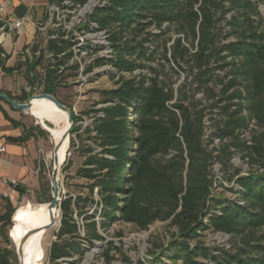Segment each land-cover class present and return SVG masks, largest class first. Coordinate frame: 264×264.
Segmentation results:
<instances>
[{
  "label": "trees",
  "instance_id": "1",
  "mask_svg": "<svg viewBox=\"0 0 264 264\" xmlns=\"http://www.w3.org/2000/svg\"><path fill=\"white\" fill-rule=\"evenodd\" d=\"M56 1L63 0H48L49 3ZM75 1L82 3L84 0ZM223 1L106 0L104 5L93 9L87 24L82 27L88 29L89 23H94L96 30L108 32L113 56L97 58L94 63L101 65L107 62L119 73H131L143 68L144 65L136 62L137 59L153 60V54H147L141 43L133 44L132 39L120 41L127 35L126 32L134 27L151 25L161 32L164 24L168 28L176 24V32L183 34L188 42V46H185L179 36L175 37L170 49L164 45V59L172 61L179 68L180 62L189 64L190 71L196 70L195 79L200 87L209 89L206 84L212 70L228 68L219 80L221 97L214 104L226 116L223 126L218 128V137L231 140L225 149L235 146L245 152L250 163L260 164L257 170L244 175L239 174L238 169L234 171L239 199L217 198L211 192L209 169L217 156L203 146L200 119L191 115L188 105L175 98L173 89L160 84L156 76L120 75L114 88L101 90L102 102L107 104L90 111L93 121L86 127L85 133L93 141L94 147L82 150L85 159L76 172L77 176L86 179L87 192L76 195L74 199L69 195L61 197L58 204L59 225L56 239L49 247L48 264H62L69 262L68 259L74 255L82 256L81 242L92 247L96 241L105 240L97 230L94 216L85 214L87 204L100 205L103 223L120 220L144 230L156 220L168 221L169 226L176 229L177 235L172 234L168 241V249L173 250L169 258L181 260L183 264H200L194 257L208 255L206 248L190 245V241L202 229L210 227L214 231L237 236L264 226V131L260 138L251 135L250 141L239 138L251 119L255 120L256 126L264 129V27L257 31L253 25L248 14L254 12L255 7L250 0H225L227 7ZM227 11L236 12L228 21L235 39L219 44L217 40L221 30L216 27V15ZM244 11H247V24L241 26L243 21L239 20L237 13ZM147 35L157 36L158 33L149 32ZM77 41L58 34L55 38H49L42 49L37 44L33 46L34 52L39 49V55L31 63L24 62L12 67L5 65L7 55L0 46V71L11 73L25 64L26 80L30 83L29 73L43 61L49 60L46 85L42 91L55 96L57 79L61 77L57 73L58 66L68 62L72 56L71 47ZM45 51L52 54V61L44 58ZM227 57L229 61H225ZM217 62L220 63L209 66ZM51 65L53 68H50ZM90 69L88 65L85 72ZM0 92L20 102L27 98L24 91L16 97L2 89ZM0 111L12 127L22 128L19 136L5 137L11 143L22 145L35 137L34 131L45 133L39 127L26 125L8 116L1 105ZM72 118L76 123L80 116L73 113ZM77 130V127H73L71 132ZM72 144L73 139L70 138ZM158 154L170 155L165 166L153 162ZM95 188L97 199L93 195ZM13 189L19 195L26 191V187L20 183ZM50 199L49 194L37 202L47 203ZM3 201L0 236L5 246L0 247V264H17L15 251L8 247L11 241L7 234L15 208L9 197L4 196ZM214 203L217 204L216 212H210ZM74 210L82 216L83 236H80L78 222L72 216ZM94 210L97 211V208ZM106 243L108 246L102 256L106 264H111L109 253L115 246L111 241ZM252 248L264 256V245L257 244ZM199 250L201 252L198 253ZM247 253L241 249L240 254L228 256ZM150 254L155 255L154 252ZM234 261L252 264L238 257ZM257 264H264V260Z\"/></svg>",
  "mask_w": 264,
  "mask_h": 264
},
{
  "label": "rangeland",
  "instance_id": "2",
  "mask_svg": "<svg viewBox=\"0 0 264 264\" xmlns=\"http://www.w3.org/2000/svg\"><path fill=\"white\" fill-rule=\"evenodd\" d=\"M17 1L23 7L30 6L29 12L32 15L33 21L35 23L42 22L44 34L53 33L57 36L58 34H63V38L68 39L81 37L88 41L86 46L91 49L88 51L90 53L88 56L78 54L73 60H71L72 58L68 60L55 86V97L61 103L70 106L74 114L80 116V119L72 126V128L77 127L78 130L70 133L68 155L59 170L58 202L64 195L72 196L74 199L76 195H83L87 192L85 186L87 183L86 179L77 176L76 172L85 159L84 155L81 154L82 150L87 147H94L93 141L88 139V134L85 133V129L93 121V113L90 111L107 104L102 102L103 96L101 90L114 88L120 75L130 77L138 74L146 78L156 76L160 84L164 85L167 89H173L175 98L180 99L181 102L189 106L190 113L193 117L200 119L203 134L202 144L207 150L213 152V156H217L213 158V163L209 169V177L212 180L211 192L217 198H224L231 201L239 199L237 193L239 187L234 182V171L238 169L239 174L244 175L252 170H257L260 164L259 162L250 163L245 152L235 146H229L228 149H225V145L229 144L231 140L228 138L220 139L218 137V128L223 126L226 116L214 104L215 100L221 97V84L219 80L224 77L228 68L224 70H212L209 73L210 80L206 84L209 89L200 87L195 79L196 70L190 71L189 64L180 62L181 68H179L172 61H166L164 59L163 47L166 45L170 49L175 37L179 36L182 44L188 46L184 35L176 32V24L169 28L167 24H164L161 32L153 25L134 27V29L126 32L127 35L121 38L120 41L123 42L126 39H132L133 44L141 43L142 47L146 49L147 54H153V60L137 59L136 62L143 64V68H137L131 73H119L107 62L101 65L94 63L97 58H109L113 56L112 47L108 41V32L96 30L94 23H89L90 27L88 29L82 27L87 24L89 14L93 9L97 6L104 5L106 0H84L82 3L76 2L75 0H63L53 3H49L48 0ZM250 1L255 7V11L250 12L248 15L253 20V25L257 31H260L264 27V15L259 13L258 7L264 6V0ZM223 5L227 7V1L224 0ZM10 12H12V9ZM235 14V11H227L224 14L217 13L216 27L221 30L217 40L219 44L235 39L234 33H231L232 29L228 25L231 16ZM237 15L240 17L239 20L243 21L240 25L246 26L245 18L247 17V11L237 13ZM21 31L22 35L19 39L18 49L16 50H20L25 45V41H30L32 37L38 41L41 47L45 45L44 36H42V33H35L33 26L23 25ZM149 32L158 33V35L148 36L147 33ZM145 38H148V40H144ZM169 55L170 50L167 52L168 57ZM229 60L230 58L227 57L225 61ZM78 61L86 65L90 64L91 66L89 73L85 77L86 83L81 87H78V83L76 85L70 83V80L77 74L75 65L78 64ZM49 62V60L43 61L33 71L34 86L36 89H41V91L46 85V66ZM218 63L220 62L215 64L211 63L209 66L213 67ZM23 76L27 82L26 72L23 73ZM227 78H224V81ZM241 81L244 80L241 78ZM21 85L22 81L19 78L0 73V87L6 90H19ZM19 111L20 113L17 116H19L20 120L24 121V124L37 125L45 133L39 135L41 143L36 147L43 150L40 149L42 153H40V150L38 151V159L34 164V167L39 164V171L34 173V175L32 174L29 179L23 181L24 184L28 185L23 195L18 194L14 198L9 196L15 209L26 203L36 205L39 203L37 202L38 199H43L49 194L51 195L53 191L51 184V165L47 157L49 152L53 150L51 136L38 123L35 117L28 113L29 111ZM243 114L246 115L247 113L244 112ZM263 131L264 129L256 126L255 120L251 119L248 128L242 131L239 138L240 140L250 141L251 135L260 138V134ZM70 138L73 139L72 145H70ZM94 150L98 151V149ZM169 156L168 154H158L153 159V162L157 165L165 166ZM68 160L69 163H67ZM46 183L48 186H46ZM93 195L97 199L96 188L93 191ZM2 196L4 197L0 192V211L3 210L4 206ZM80 204L82 205V203ZM216 205L214 203L210 207V212H216ZM95 208H97V211L94 210ZM85 210L87 211L85 214L94 216L93 219L96 220L97 230L104 236L105 240L96 241L92 247H89L85 242H81V248L84 254L82 256L74 255L68 259L69 262L65 261L62 264H106L102 253L108 246L107 241H111L113 246H115L109 253L112 257L111 264H183L181 260L174 261L169 258L172 256L173 250L168 249V241L172 238V234L176 235V229L169 226L168 221L156 220L149 224L147 229L139 230L135 225L120 220H111L109 223H103L100 215V205L87 204ZM72 216L78 222L80 236H83L84 225L81 221L82 216H79L77 210H74ZM59 219L60 209L58 208L55 225L44 233L42 242L44 257L39 264H48V251L50 244L56 239L55 233L58 229ZM205 221L207 220L205 219ZM10 227L7 228L8 237ZM257 244L264 245V226L252 231H245L237 236L214 231L209 227L198 231V236L190 241L191 247L198 245V247L206 248L207 256L198 255L194 257L200 264H240L234 261V258L237 257L252 264L260 263V261L264 260V256L252 248V246ZM3 246H5V243L0 236V247ZM8 247L15 251L12 241ZM241 249L246 250L248 253L246 255L241 254L242 256H228L240 254ZM150 252H154L155 255L152 256Z\"/></svg>",
  "mask_w": 264,
  "mask_h": 264
},
{
  "label": "crops",
  "instance_id": "3",
  "mask_svg": "<svg viewBox=\"0 0 264 264\" xmlns=\"http://www.w3.org/2000/svg\"><path fill=\"white\" fill-rule=\"evenodd\" d=\"M4 1L6 3V8L4 11L5 16H8L11 19L12 18L17 19L25 14L31 15L29 12L30 6L23 7L18 3L17 0H4ZM11 9L12 12H10ZM11 15L13 16L11 17ZM21 35H22V31L20 30V34L15 35L12 38H6L1 40L0 46L3 48L5 54L7 55V59L5 60L6 66L12 67L20 63H24L20 55L22 48L20 50H16L18 49L19 39ZM28 42L29 41H25V44H27ZM25 71H26L25 64L24 65L22 64L18 69L12 71L11 73H4L0 71V73L2 74L11 75L12 77L19 78L22 81V85L20 86L19 90H6L3 87H0V89L8 92L12 97L21 95L23 93V86L26 83L23 76V73ZM28 97L29 95L27 94V98ZM16 101L20 102L18 100ZM0 105L8 116L16 120H20L19 116H17L20 113L19 111L20 109L14 108L2 100L0 101ZM22 122L24 123V121ZM35 126L39 127L37 125ZM34 132L36 134L35 137H32L22 145H18L7 141L5 139L6 136H19L22 133V128L12 127L10 123L4 118L2 112L0 111V146L4 147V151L0 152V192L2 195L6 193L7 196L8 197L10 196L11 198L18 196L17 191H15L11 186L4 183V179H16L18 183L27 187L28 185L24 184L23 181L29 179L32 174L34 175V168H35L34 164L38 159V151L41 149L39 147L36 148L37 145L41 143L40 142L41 139L39 137V135L41 134H39L38 131H34Z\"/></svg>",
  "mask_w": 264,
  "mask_h": 264
},
{
  "label": "bare ground",
  "instance_id": "4",
  "mask_svg": "<svg viewBox=\"0 0 264 264\" xmlns=\"http://www.w3.org/2000/svg\"><path fill=\"white\" fill-rule=\"evenodd\" d=\"M92 4V3H91ZM29 113L35 117L38 123L48 130L53 146L58 143L66 124V112L60 110L56 105L48 99H33L32 107ZM52 124V126H48ZM68 140H64L58 151V166L53 164L54 153L49 152L48 159L50 160L51 172L57 169V183L59 181V170L68 155ZM40 206L36 209V205L26 203L19 206L14 211V223L9 230V237L16 248L22 236L28 231L38 228L48 222V210L46 203H38ZM46 231H40L28 238L23 246V264H39L44 257L43 237Z\"/></svg>",
  "mask_w": 264,
  "mask_h": 264
},
{
  "label": "built area",
  "instance_id": "5",
  "mask_svg": "<svg viewBox=\"0 0 264 264\" xmlns=\"http://www.w3.org/2000/svg\"><path fill=\"white\" fill-rule=\"evenodd\" d=\"M5 8H6L5 1L4 0L0 1V43H1V40H3V39L12 38L13 36L20 34V30H21V27L23 25L33 26L34 30H35V33H42V36H44L45 43H46V41L49 38H55L57 36V35H55L53 33L44 34V32H43L44 28L42 27V22H39V23L36 22L37 23L36 24L33 21L31 15H29V14H25L22 17L17 18V19H11L8 16H5L4 15ZM258 10H259V13L261 15H264V6L263 7L259 6ZM72 40H78V41H77L76 44H74L71 47L72 52H74V54H72V56H71V58H72L71 60H73V58L77 57L78 54H80V55L84 54V55H87V56H88V54H90V53H88V51L91 50V49H89L88 46H86V44L88 43L87 40H84L81 37L75 38V39L72 37ZM35 44L39 45L38 41L35 38L32 37V39L27 44H25L22 47L20 55L22 57V61L23 62L31 63L36 58V56L39 55V49H42V48L45 47V45L43 47H41L39 45L38 46L39 49H37L34 52L32 49H33V46ZM44 58L45 59L46 58H50L51 59L52 58V54L47 53L45 51L44 52ZM51 61H52V59H51ZM89 63H90V60H89ZM64 66L65 65H59L58 69H57V73H61L63 71V69H64ZM76 66H77V68H76V70H77L76 73L77 74H76V76H74V78H72V80H70V83H74L75 85H76V83H78V87H81L84 83H86L85 77L87 76V74L89 72H85V69H86V67L88 65L80 63L78 61V64H76ZM50 68H53V66L51 65ZM29 77L31 78V82L30 83L29 82L25 83V85L23 86V91L25 93H27L29 96L34 95V94H38L40 92H43V91H41V89H36V87L34 86V80H33L34 74H33V71L29 73ZM3 151H4V147L0 146V152H3ZM40 153H42L41 150H40ZM39 169H40V166L38 164V166H36L34 168V173L38 172ZM4 183L9 185V186H11L13 188L15 185L18 184V181L16 179H4ZM3 195L5 197L7 196L6 193H4Z\"/></svg>",
  "mask_w": 264,
  "mask_h": 264
},
{
  "label": "water",
  "instance_id": "6",
  "mask_svg": "<svg viewBox=\"0 0 264 264\" xmlns=\"http://www.w3.org/2000/svg\"><path fill=\"white\" fill-rule=\"evenodd\" d=\"M41 98L48 99L49 101L53 102L57 108L66 112V119H65L66 127L64 131L62 132L58 143L53 146V150H52V152L54 153L53 164L55 166H58V163H59L58 151L61 145L63 144L64 140L69 139L70 133L72 131V126L74 124L73 118H72L73 116L72 109L69 108L67 105L58 101V99L53 94H50V93L40 92L38 94L29 96L25 102H17L16 100L12 99L7 94L0 92V100L6 102L7 104H9L10 106L14 108H17L20 110H26V111H29L31 109L33 99H41ZM51 184H52V189H53L52 194H51V199L49 202L45 204L46 209L48 210V222L38 228L28 230L22 236V238L19 241L18 246L15 248L17 264H23V259H22L23 253H24L23 246L25 242L28 240V238L40 231H46L55 225V220H56V216H57V212L59 208L58 207L59 190H58V183H57V169L55 168L51 172ZM39 206H40L39 204H36V209L39 208ZM14 221L15 220H14V212H13L12 217H11V222L14 223Z\"/></svg>",
  "mask_w": 264,
  "mask_h": 264
}]
</instances>
